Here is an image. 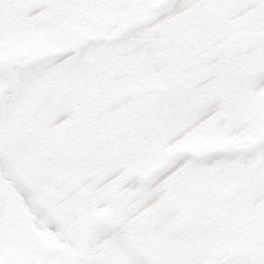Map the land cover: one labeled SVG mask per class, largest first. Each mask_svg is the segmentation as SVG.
Segmentation results:
<instances>
[{"label":"rangeland","instance_id":"1","mask_svg":"<svg viewBox=\"0 0 264 264\" xmlns=\"http://www.w3.org/2000/svg\"><path fill=\"white\" fill-rule=\"evenodd\" d=\"M165 1L0 0V264H264V62L230 0Z\"/></svg>","mask_w":264,"mask_h":264},{"label":"bare ground","instance_id":"2","mask_svg":"<svg viewBox=\"0 0 264 264\" xmlns=\"http://www.w3.org/2000/svg\"><path fill=\"white\" fill-rule=\"evenodd\" d=\"M169 2L170 0H166L159 8V11H163V9L168 5ZM252 84L254 85V87L257 88V90L264 91V73L261 75L254 76L252 80ZM211 117L212 116L210 115L209 118L211 119ZM263 137L264 135H262V138ZM255 148L256 147H251V146L236 148L233 151H231L230 156L233 158H237L239 155L243 154L245 155L244 159L250 163L251 161L253 162V152ZM175 161L171 164V166L162 168L161 170L152 173V175L155 176L156 178L157 177L161 178L168 172V170H170L171 168H176V166H178V164L182 162V157H179ZM3 173L4 176L8 178L9 182L16 186V190L18 191L21 197L23 205L26 208V212L29 215V217L33 220L32 227L34 228V231H37L39 233L40 237L42 238V242H44V240L47 238L49 240L47 241V245H51L52 244L51 241L55 242L54 244H60V245L65 244L64 242H62L64 241L63 233L59 229L58 225L53 221H51L50 216L47 214V212L43 208H40L36 204L33 197L30 196L26 188L21 186L17 182V180L13 176H11L10 172L8 171V168L5 169ZM152 175L151 177H153ZM115 180L116 179L114 178L106 183L114 182ZM148 207L151 206L149 205ZM96 231H98V229ZM132 258L135 263L145 264L144 260L140 257L133 256Z\"/></svg>","mask_w":264,"mask_h":264},{"label":"flooded vegetation","instance_id":"3","mask_svg":"<svg viewBox=\"0 0 264 264\" xmlns=\"http://www.w3.org/2000/svg\"><path fill=\"white\" fill-rule=\"evenodd\" d=\"M218 3V0H215ZM230 12L228 31L239 40L234 52L241 51L245 45L256 49L249 54L250 63L264 62V0H230L227 5ZM247 42V43H246ZM260 59V60H259Z\"/></svg>","mask_w":264,"mask_h":264},{"label":"water","instance_id":"4","mask_svg":"<svg viewBox=\"0 0 264 264\" xmlns=\"http://www.w3.org/2000/svg\"><path fill=\"white\" fill-rule=\"evenodd\" d=\"M122 197V196H121Z\"/></svg>","mask_w":264,"mask_h":264}]
</instances>
